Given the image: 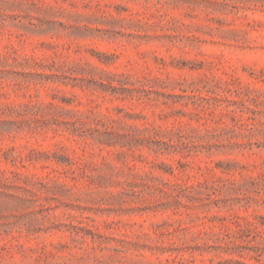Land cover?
Masks as SVG:
<instances>
[{
	"label": "rangeland",
	"instance_id": "obj_1",
	"mask_svg": "<svg viewBox=\"0 0 264 264\" xmlns=\"http://www.w3.org/2000/svg\"><path fill=\"white\" fill-rule=\"evenodd\" d=\"M0 264H264V0H0Z\"/></svg>",
	"mask_w": 264,
	"mask_h": 264
}]
</instances>
